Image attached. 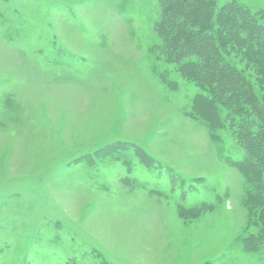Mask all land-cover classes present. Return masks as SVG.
I'll return each mask as SVG.
<instances>
[{"label":"rangeland","instance_id":"rangeland-1","mask_svg":"<svg viewBox=\"0 0 264 264\" xmlns=\"http://www.w3.org/2000/svg\"><path fill=\"white\" fill-rule=\"evenodd\" d=\"M159 19V0H0V264H264L227 163L244 151L190 116Z\"/></svg>","mask_w":264,"mask_h":264},{"label":"trees","instance_id":"trees-1","mask_svg":"<svg viewBox=\"0 0 264 264\" xmlns=\"http://www.w3.org/2000/svg\"><path fill=\"white\" fill-rule=\"evenodd\" d=\"M159 7L155 31L163 58L200 91L190 116L202 121L214 140L228 131L244 151L240 161L227 163L244 180L242 206L248 230L254 231L242 244L247 252H259L264 246V16L235 1L220 6L218 0H159ZM137 152L145 165H153Z\"/></svg>","mask_w":264,"mask_h":264}]
</instances>
